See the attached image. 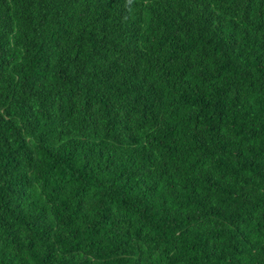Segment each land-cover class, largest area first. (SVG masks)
Returning <instances> with one entry per match:
<instances>
[{
	"label": "trees",
	"instance_id": "trees-1",
	"mask_svg": "<svg viewBox=\"0 0 264 264\" xmlns=\"http://www.w3.org/2000/svg\"><path fill=\"white\" fill-rule=\"evenodd\" d=\"M0 264H264V0H0Z\"/></svg>",
	"mask_w": 264,
	"mask_h": 264
}]
</instances>
